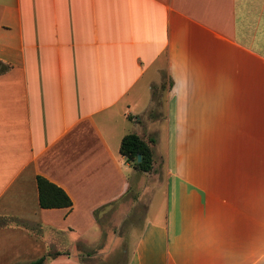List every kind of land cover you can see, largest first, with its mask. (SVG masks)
<instances>
[{
	"label": "crops",
	"instance_id": "1",
	"mask_svg": "<svg viewBox=\"0 0 264 264\" xmlns=\"http://www.w3.org/2000/svg\"><path fill=\"white\" fill-rule=\"evenodd\" d=\"M58 253L264 264V0H0V264Z\"/></svg>",
	"mask_w": 264,
	"mask_h": 264
},
{
	"label": "trees",
	"instance_id": "2",
	"mask_svg": "<svg viewBox=\"0 0 264 264\" xmlns=\"http://www.w3.org/2000/svg\"><path fill=\"white\" fill-rule=\"evenodd\" d=\"M154 141L149 142L136 134L127 135L121 143V154L126 157L135 170L141 173H150L154 166V154L151 147ZM141 161L138 162V158ZM39 191V204L42 209L71 208L73 203L69 196L59 187L43 177L37 178ZM60 254L47 255L32 264H45L49 259L56 258Z\"/></svg>",
	"mask_w": 264,
	"mask_h": 264
},
{
	"label": "rangeland",
	"instance_id": "3",
	"mask_svg": "<svg viewBox=\"0 0 264 264\" xmlns=\"http://www.w3.org/2000/svg\"><path fill=\"white\" fill-rule=\"evenodd\" d=\"M165 85H166V82H165V84H163V88L165 87ZM161 90V89H160ZM161 178V180H163V177L161 176L160 177ZM144 181V180H143ZM145 181H146V179H145ZM109 216V215H108ZM106 224L108 225V227H109V222H106ZM137 230H140V227H137V229L135 228V235H136V233H137ZM103 260H104V258H103ZM126 260H127V258H126V254H123V255H116L115 256V258H114V260H113V262L115 263V264H125L126 263ZM108 262V261H107Z\"/></svg>",
	"mask_w": 264,
	"mask_h": 264
},
{
	"label": "clouds",
	"instance_id": "4",
	"mask_svg": "<svg viewBox=\"0 0 264 264\" xmlns=\"http://www.w3.org/2000/svg\"><path fill=\"white\" fill-rule=\"evenodd\" d=\"M169 79L170 80H173V78H172V76H171V71H169ZM173 85H174V80H173ZM171 89H169V91H170Z\"/></svg>",
	"mask_w": 264,
	"mask_h": 264
},
{
	"label": "water",
	"instance_id": "5",
	"mask_svg": "<svg viewBox=\"0 0 264 264\" xmlns=\"http://www.w3.org/2000/svg\"><path fill=\"white\" fill-rule=\"evenodd\" d=\"M140 161H141V157L138 158V162H140Z\"/></svg>",
	"mask_w": 264,
	"mask_h": 264
}]
</instances>
